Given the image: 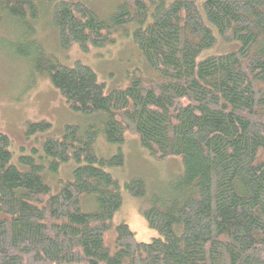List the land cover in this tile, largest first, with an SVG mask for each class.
I'll use <instances>...</instances> for the list:
<instances>
[{
  "label": "trees",
  "instance_id": "1",
  "mask_svg": "<svg viewBox=\"0 0 264 264\" xmlns=\"http://www.w3.org/2000/svg\"><path fill=\"white\" fill-rule=\"evenodd\" d=\"M43 6L59 48L87 52L131 37L151 74L132 72L107 92L91 66L30 41L27 20L38 21ZM9 18L25 24L31 45L14 51L70 109L101 122L66 125L18 163L0 133V264H264V0H124L109 18L83 0H0V23ZM220 41L240 46L213 53ZM51 126L29 122L27 134ZM129 133L152 158L183 162L142 212L159 232L150 242L115 222L123 191L110 169L124 166V152L95 149L100 134L124 144ZM72 161L71 178H59ZM125 188L147 193L140 178Z\"/></svg>",
  "mask_w": 264,
  "mask_h": 264
},
{
  "label": "rangeland",
  "instance_id": "2",
  "mask_svg": "<svg viewBox=\"0 0 264 264\" xmlns=\"http://www.w3.org/2000/svg\"><path fill=\"white\" fill-rule=\"evenodd\" d=\"M83 1L103 18H109L124 0ZM38 16V21L27 20L34 29L30 41H36L47 52H54L66 64L71 65L74 61L80 60L91 66L107 92L126 87L129 83V74L132 72L142 71L151 74L148 63L131 37L118 35L116 43L104 48L93 47L87 52L78 45H72L64 50L56 44L58 35L51 22V7H41ZM24 25L11 18L0 23V133L10 137L15 163H18L20 155L31 154L34 149L42 152L45 140L49 137H61L66 125L87 126L101 122L100 116L77 113L70 109L64 96L53 86L50 79L36 73L31 60L19 56L14 51L17 44L31 48L30 41L23 40ZM236 46L239 48V42L220 41V46L218 44L212 52L221 54ZM42 120L50 122L51 128L29 136L27 124ZM95 149L104 157L114 156L119 149L125 154L124 166L110 169L119 179L123 191V204L115 216V222L125 221L142 242H150L158 237L159 232L149 227L142 212L149 207L152 196L165 194L170 183L183 172L182 158L156 160L140 145L138 136L131 133L127 135L124 144H110L103 134H100ZM69 166L72 170L76 164L73 161L63 164L59 178H71L67 176L70 171L65 173ZM135 178L145 181L146 196L133 197L125 188L126 183ZM113 232L107 235L109 242L112 241Z\"/></svg>",
  "mask_w": 264,
  "mask_h": 264
}]
</instances>
